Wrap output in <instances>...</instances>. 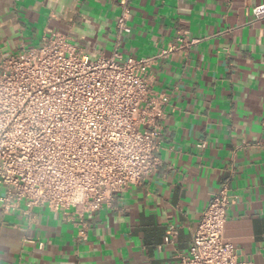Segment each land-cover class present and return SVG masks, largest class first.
I'll return each mask as SVG.
<instances>
[{
    "label": "crops",
    "instance_id": "0c3cea01",
    "mask_svg": "<svg viewBox=\"0 0 264 264\" xmlns=\"http://www.w3.org/2000/svg\"><path fill=\"white\" fill-rule=\"evenodd\" d=\"M120 1L0 0V61L53 32L90 60L115 50L159 56L180 45L179 32L186 38L148 74L165 113L155 172L83 218L0 208V264H181L226 179L233 198L223 237L240 259L264 264V19L252 14L264 0H129V34L115 28ZM171 226L177 236L165 244Z\"/></svg>",
    "mask_w": 264,
    "mask_h": 264
},
{
    "label": "built area",
    "instance_id": "2783aa9c",
    "mask_svg": "<svg viewBox=\"0 0 264 264\" xmlns=\"http://www.w3.org/2000/svg\"><path fill=\"white\" fill-rule=\"evenodd\" d=\"M128 2L115 20L129 34ZM264 19V4L252 10ZM159 56L90 60L66 36L53 32L38 47L0 61V208L2 213L47 207L83 218L130 185H139L160 165L157 152L165 117L163 99L148 74ZM202 149L204 142L197 144ZM233 196L224 180L210 198L181 264H253L240 259L223 237ZM68 219V218H67ZM73 222V219L70 218ZM75 223V222H74ZM76 224V223H75ZM78 234L87 240V226ZM174 226L165 244H173ZM44 244L38 243L43 249Z\"/></svg>",
    "mask_w": 264,
    "mask_h": 264
}]
</instances>
